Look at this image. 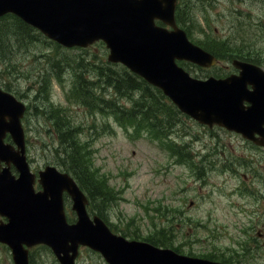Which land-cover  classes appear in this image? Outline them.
Wrapping results in <instances>:
<instances>
[{
    "label": "rangeland",
    "instance_id": "obj_1",
    "mask_svg": "<svg viewBox=\"0 0 264 264\" xmlns=\"http://www.w3.org/2000/svg\"><path fill=\"white\" fill-rule=\"evenodd\" d=\"M253 2L180 0L178 24L191 40L208 45L220 58L210 69L188 67L192 74L223 72L226 55L244 54L237 49L255 45L262 51L264 27L259 20H263V15ZM232 7L236 8L234 13L229 11ZM254 22H258V27ZM5 23V18L0 19V86L12 90L16 98L27 104L22 123L33 169L54 164L53 161L60 163L61 148L73 145L78 153L79 147L82 154H77L75 162L81 166L83 160V169L93 178L96 190L90 209L99 213L114 232L135 238L160 237L158 241L164 243L159 245L183 254L264 264L263 254L252 257L256 252L250 244L237 245L240 225L247 220L254 227L250 235L264 245V185L258 184L261 175L264 181V163L253 170L221 168L223 156L236 164L237 160L227 154L214 159L209 152L215 143L227 146L228 135L216 132L218 128L210 133L186 117L180 126L174 125L175 131L180 129L179 137L175 136L177 142H162L171 143L176 149L179 157L174 158L168 153V146L160 143L159 133L153 131L151 136L146 132L144 125L148 127L149 121L145 116L134 127V121L120 116L105 103L88 110L80 104L75 83L78 75L94 69L101 57L106 60L107 51L101 50L100 43L62 50L53 43L49 48L43 40L22 43L4 33ZM230 50L231 54L227 53ZM58 54L67 64L57 60ZM88 75L98 78L96 73ZM98 79L102 85L98 91L106 100L115 97L120 107L128 108L127 97L118 96L112 86H106V78ZM131 99L137 96L132 94ZM64 125L73 126L70 138L61 135ZM168 133L170 129L160 134L166 138ZM173 143L185 144L189 152ZM230 195L235 200L228 206ZM240 198L247 201L236 200ZM68 214L71 216L69 211ZM29 250L32 264H57L43 245ZM79 257L84 264H104L99 255L84 248ZM0 264H13L8 248L2 244Z\"/></svg>",
    "mask_w": 264,
    "mask_h": 264
},
{
    "label": "water",
    "instance_id": "obj_2",
    "mask_svg": "<svg viewBox=\"0 0 264 264\" xmlns=\"http://www.w3.org/2000/svg\"><path fill=\"white\" fill-rule=\"evenodd\" d=\"M176 0H0V14L13 12L65 45L101 39L107 59L120 62L158 86L179 108L200 123H216L251 137L257 131L264 143V72L235 63L239 75L198 79L176 63L186 59L208 66L216 58L187 39L175 23ZM158 19L172 27L157 25ZM251 84L252 89L247 88ZM244 100L249 105L244 106ZM25 106L0 89V241L11 248L15 264H28V246L44 243L61 264H73L79 244L99 251L109 264H229L180 254L147 241L127 240L112 233L97 215H88L87 199L67 175L47 166L39 171L42 190L25 159L20 118ZM8 132L13 144L3 141ZM13 164L17 175L9 169ZM72 201L77 219L66 222L62 193Z\"/></svg>",
    "mask_w": 264,
    "mask_h": 264
},
{
    "label": "trees",
    "instance_id": "obj_3",
    "mask_svg": "<svg viewBox=\"0 0 264 264\" xmlns=\"http://www.w3.org/2000/svg\"><path fill=\"white\" fill-rule=\"evenodd\" d=\"M1 19H3V17ZM5 21L4 33L9 38L21 40L22 43H26L29 40H32L33 43H37L40 40H43L46 43L49 42L44 39L40 33L31 29L30 26L19 18L7 16L5 17ZM57 47L59 50L63 49L60 46ZM56 58L59 62L67 64V60L61 54H58ZM99 61L101 62L95 64L94 69L88 67L89 69L86 74L78 75V80L75 83V91L78 92V96L81 100L80 104L84 106V109L88 110L94 107V105L100 106L105 103L107 104L106 107L111 108L112 111L117 112L120 116L134 121L132 124L134 127L139 123V119L142 116H145L149 121V124L148 127L145 125L144 127L149 134L153 135V131L160 134L166 129H170V131L173 132L177 131H175L174 125H178V123L180 125L181 119L186 116L161 93L159 88L149 85L145 80L129 72L127 68L118 63H109L104 60L103 57H101ZM77 64H80V61H78ZM88 73H96L98 78H106L104 79L106 86H112L118 96L123 95L124 98H128V108L124 109L120 107V104L115 101V97L110 96V99L106 100L98 91V89L102 87L99 79L93 75L89 76ZM132 94H135L137 99L132 100ZM137 100L140 101L137 102ZM72 128L73 126L67 127V125H64V131L61 135L70 138ZM179 133L180 130H178L176 134L179 136ZM61 150L64 152L65 161L67 163H70V161L74 163L73 172L76 177L81 180V184L85 188L84 190L87 191L89 196L95 197L93 196V192H96L94 189L93 178L83 169V160H81V166L75 162L77 154H82V149L78 147L77 153L76 148L73 145H70L61 148ZM78 160H80V156H78ZM159 238L160 237L156 239L144 238V240L158 245L159 242H162L158 241ZM209 257L214 259L211 256Z\"/></svg>",
    "mask_w": 264,
    "mask_h": 264
},
{
    "label": "flooded vegetation",
    "instance_id": "obj_4",
    "mask_svg": "<svg viewBox=\"0 0 264 264\" xmlns=\"http://www.w3.org/2000/svg\"><path fill=\"white\" fill-rule=\"evenodd\" d=\"M253 61L256 64H260L264 66V60L260 58H253ZM232 70H227V72H231ZM221 129L220 134H226L228 135V143L227 146L226 143H215V147L213 151L209 152V155L214 158L218 159V156L221 154L222 155H229V156H234L235 159L237 160V167H244L246 169H255L257 165L264 163V145H260L259 143H256L252 140H248L243 138L242 135L238 133L231 132L230 130L225 129L224 127H218ZM213 129V128H210ZM190 145V143L188 144ZM217 152L215 150L219 149ZM235 153V155H233ZM232 158L228 156H223V165L229 164ZM248 161V163H247ZM256 163V166H254L252 163ZM236 163V162H235ZM259 185H264V181L262 180V175H261V180L258 181ZM260 192L261 190L258 189ZM264 194V192H263ZM261 254H263V251H261ZM59 264V263H58Z\"/></svg>",
    "mask_w": 264,
    "mask_h": 264
},
{
    "label": "bare ground",
    "instance_id": "obj_5",
    "mask_svg": "<svg viewBox=\"0 0 264 264\" xmlns=\"http://www.w3.org/2000/svg\"><path fill=\"white\" fill-rule=\"evenodd\" d=\"M7 16H11V17H16V18H19L20 20H22L24 23H26L28 26H30L31 27V29H33L34 31H36L37 30V28L34 26V25H32V24H30V23H28L27 21H25L22 17H20L18 14H16V13H11V14H0V19L3 17V18H5V17H7ZM129 72H131V73H133V74H135L134 72H132V71H129ZM135 75H137V74H135ZM138 76V75H137ZM138 77H140V76H138ZM141 78V77H140ZM143 79V78H142ZM144 80V79H143ZM146 81V80H145ZM147 82V81H146ZM149 85H151L149 82H147ZM9 91H12V90H10V89H8ZM161 91V90H160ZM161 93L165 96V94L161 91ZM166 97V96H165ZM167 98V97H166ZM175 107H176V105H175V103L172 101V100H170L169 98H167ZM180 144H182V145H185V144H183V143H180ZM35 188L36 189H39V186H35Z\"/></svg>",
    "mask_w": 264,
    "mask_h": 264
}]
</instances>
